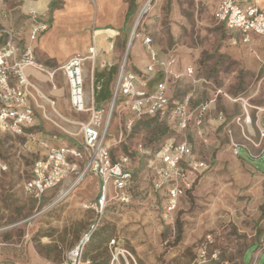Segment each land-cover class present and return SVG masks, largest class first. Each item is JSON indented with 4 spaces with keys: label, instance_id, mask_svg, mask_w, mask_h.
Instances as JSON below:
<instances>
[{
    "label": "rangeland",
    "instance_id": "rangeland-1",
    "mask_svg": "<svg viewBox=\"0 0 264 264\" xmlns=\"http://www.w3.org/2000/svg\"><path fill=\"white\" fill-rule=\"evenodd\" d=\"M148 1L136 0L139 7L121 34L127 43L120 48L119 59H126L129 70L145 69L148 53L139 45L142 37L150 36L161 57L173 53L178 70L194 67L198 76L209 79L223 94L201 126L202 134L191 125L184 135L156 119L136 121L132 130H126L130 114L115 108L110 138L119 143L112 153L115 160L122 155L130 158L133 198L129 204L107 208L85 259L93 264L111 259L109 242L117 238L137 264H264V251L258 255L264 240V140L259 133V126H264V38L251 35L246 40L223 28L213 15L221 0H152L140 22V35L128 50L135 21ZM60 9H66L63 0L50 12L53 21ZM94 29L89 27L85 50L93 41ZM96 34L103 41L117 32ZM36 61L43 66V71L36 70L37 87L48 90L46 80H53L54 74L56 93L63 94L62 64L42 53ZM213 85L208 91L184 79L171 86L170 96L183 100L194 93L192 105L197 107L210 99ZM60 100L56 104L60 115L45 103L36 112L37 126L30 131L57 138L59 142L52 140V145L82 142L81 126L90 114L78 115L67 100ZM96 100L99 106H107L111 96L98 94ZM220 111L227 117L223 125L216 120ZM171 138L187 139L197 160L206 166L189 174L191 186L176 212L166 217L165 193L154 189L148 152ZM234 144L242 147L241 155H235ZM42 152L33 140L0 132V264H65L70 250L98 222L96 214L85 208L100 190L93 173L69 179L40 205L25 194L24 185ZM104 236L107 240L96 249Z\"/></svg>",
    "mask_w": 264,
    "mask_h": 264
},
{
    "label": "built area",
    "instance_id": "built-area-1",
    "mask_svg": "<svg viewBox=\"0 0 264 264\" xmlns=\"http://www.w3.org/2000/svg\"><path fill=\"white\" fill-rule=\"evenodd\" d=\"M151 2L149 0L142 8L135 21L127 45L128 50L140 35L138 28L149 11ZM213 15L222 27L241 34L246 40L251 35L264 38V9L259 6L257 0H221ZM31 21L29 38L24 44L16 31L0 24V132L24 136L38 143L43 150L40 158L34 162L31 177L24 185L25 194L39 205L46 196L52 195L53 191L69 179L80 180L88 173H93L98 178L99 194L95 200L85 204L86 209L96 214L98 222L93 224L91 231L70 250L65 262L93 264L91 260L85 259V250L107 208L115 203L129 204L133 198L130 193L133 183V171L129 167L130 158L128 155H122L115 160L112 153V149L119 143L110 138V121L115 108L130 114L126 121V130H132L136 121L156 119L170 127L173 126V130L184 135L191 125L202 134L201 126L216 109L218 98L223 92L209 79L198 76L197 70L192 66L183 71L178 70L176 56L169 53L161 57L152 38L144 36L142 43L148 53L149 63L145 69L130 71L124 59L120 64L109 106L97 108L96 93L102 86L94 85L92 77V85L88 91L85 75L87 63L95 66L98 52L94 45L86 54L75 56L61 67L69 89L71 110L77 114H90V119L81 126L82 142L52 145L48 138L41 136L42 133L30 130L37 126L36 111L44 108L45 102L60 115L55 109L56 101L44 95L28 74L29 69L43 71V66L36 61L34 44L50 29L51 22L46 14L37 13L32 14ZM105 66L110 69L113 64L107 62ZM51 77L53 79L54 74H51ZM184 79L193 87L203 86L208 91V86L213 85L215 91H212L210 99L197 107L192 105L195 100L194 93H190L183 100H174L170 96L171 86ZM53 89H57L54 84ZM216 120L218 124L223 125L227 122V117L220 111L216 114ZM249 121L250 117L246 123ZM227 128L226 126L225 129ZM228 133L232 136L230 129ZM259 133L264 140L263 125L259 126ZM241 148L234 144L236 156L241 155ZM194 150V146L187 139L171 138L154 152H148V155H151L150 168L154 173V189L156 192L165 193L166 217L176 212L180 199L191 186L189 174L206 166L205 162L197 160ZM109 250L110 264H137L120 239L110 240ZM263 251L264 240L258 255Z\"/></svg>",
    "mask_w": 264,
    "mask_h": 264
},
{
    "label": "crops",
    "instance_id": "crops-1",
    "mask_svg": "<svg viewBox=\"0 0 264 264\" xmlns=\"http://www.w3.org/2000/svg\"><path fill=\"white\" fill-rule=\"evenodd\" d=\"M55 1L57 3L53 7V2ZM63 1L66 3V9H60L57 13L56 21H53L50 12L58 6L59 0H0V24L16 31L24 44L29 38L32 14H46L50 18L51 26L34 44L35 55L39 56V53H42L50 59L57 60L62 66L75 56L86 54L89 48L95 45L98 52L95 66L92 63H88L85 67L87 90L89 91L91 88V78L93 77L94 85L102 86L96 96L98 94L101 97L111 96L112 99L113 89L117 82L120 64L122 63L121 59H119L120 48L127 43L125 36L121 37V34H124V29L128 27L133 17L128 18L130 4L126 0ZM259 6L264 9V0L259 1ZM92 26L96 29H94V35L97 31L105 30H115L117 34L104 40L102 39L103 41H100L101 39H97L95 36V39L91 41L85 50L84 48L90 36L89 27ZM118 37H120L119 40L117 39ZM142 42L143 39L139 46L146 49ZM107 62L112 63L113 67L107 68L105 66ZM135 70H139V68L130 69V71ZM28 74L34 82L37 77L36 70L29 69ZM115 75L116 80H114ZM46 81L50 83L51 87L42 91L44 95L55 100L56 104L61 101L60 99L67 100L69 103V89L65 78L62 89L63 94L56 93L59 90L58 88L56 90L53 89V84L56 85L54 78L50 82ZM110 102L111 100H109L107 106H99L96 100V106L97 108H107ZM56 107L55 109L57 110ZM46 138L50 141L59 142L57 138L52 139L48 136Z\"/></svg>",
    "mask_w": 264,
    "mask_h": 264
},
{
    "label": "trees",
    "instance_id": "trees-1",
    "mask_svg": "<svg viewBox=\"0 0 264 264\" xmlns=\"http://www.w3.org/2000/svg\"><path fill=\"white\" fill-rule=\"evenodd\" d=\"M56 3H57L56 1L53 2V7L56 5ZM138 7H139V6L136 4V0H131V2H130V6H129L128 18H130L131 16H133V15L136 13ZM223 28H224V27H223ZM96 232H97V231H95V232L91 235V237H90V241L88 242L86 248H87L92 242H94V238H95ZM181 236H182V234L179 233V237H181ZM105 240H107V238H105V236L102 237V240H101L102 243H101L96 249H98L102 244H104V241H105ZM94 264H95V263H94ZM96 264H110V257H109V258H106V259H104L103 261L98 262V263H96Z\"/></svg>",
    "mask_w": 264,
    "mask_h": 264
},
{
    "label": "bare ground",
    "instance_id": "bare-ground-1",
    "mask_svg": "<svg viewBox=\"0 0 264 264\" xmlns=\"http://www.w3.org/2000/svg\"><path fill=\"white\" fill-rule=\"evenodd\" d=\"M95 36L98 38V34L95 33Z\"/></svg>",
    "mask_w": 264,
    "mask_h": 264
},
{
    "label": "water",
    "instance_id": "water-1",
    "mask_svg": "<svg viewBox=\"0 0 264 264\" xmlns=\"http://www.w3.org/2000/svg\"><path fill=\"white\" fill-rule=\"evenodd\" d=\"M152 0H150V2H151Z\"/></svg>",
    "mask_w": 264,
    "mask_h": 264
}]
</instances>
